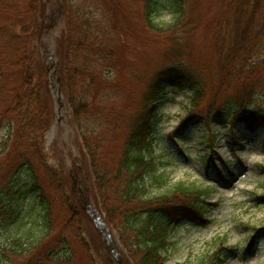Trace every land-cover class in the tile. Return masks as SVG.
I'll use <instances>...</instances> for the list:
<instances>
[{
	"label": "trees",
	"instance_id": "1",
	"mask_svg": "<svg viewBox=\"0 0 264 264\" xmlns=\"http://www.w3.org/2000/svg\"><path fill=\"white\" fill-rule=\"evenodd\" d=\"M220 1L228 11L223 15L222 24L227 20L228 25L233 19L231 30L226 31L227 26L222 29L229 49L223 46L218 60L220 84L236 94L234 104L238 107L233 104L232 124L243 122L249 127H264V108L254 110L252 107L257 96L264 97V0ZM184 2L144 0L148 24L152 26L149 14L154 8L152 5H162V9H169L179 20L184 16ZM196 6L199 14L198 4ZM100 11L103 12L96 2L64 0L63 24L55 45L60 92L70 107V124L78 136L75 138L79 142L92 203L104 216L115 215L124 220L139 242V264H161L168 228L158 213L179 218L200 215L203 210L198 209V203H194L197 208L193 207L190 198L195 193L198 200L205 193L186 188L180 181L175 184L166 181L162 196L147 195V182L160 173L157 169L152 171L146 153L152 147L158 108L167 97V84L174 83L180 91H192L191 99L196 108L200 107L206 90L182 58L175 56L167 65L156 58V70L136 109L132 113H119L113 104L122 89L116 60L106 41L113 34L103 19L100 20ZM105 13L114 23L117 14ZM46 22L42 0H0V131L7 130L0 152V226L10 227L12 235L16 236L12 239H26V242L29 229L22 230L25 216L30 223L28 228L39 221L47 229L46 236L26 251L25 264L72 261L75 254L71 245L51 234L56 214L61 216L57 211L70 212L73 216L76 225L64 229L76 239L80 249V229L90 224L81 217L68 173L50 167L43 146L51 115L47 104L48 67L44 56L41 60L36 58L33 41L38 40L42 46ZM224 93L226 91L220 94ZM215 99L213 97L206 105L212 106ZM225 103H230L229 99ZM182 122L187 124L186 119ZM12 159H18V166L14 167ZM181 196L185 202L178 211L179 201L169 203ZM26 200H30V205L23 207ZM87 228L92 239L90 243L83 242L85 252L89 245L90 252L100 256L95 249L98 247L96 232L93 227ZM54 236L59 237L56 242L59 248L55 253L47 252V244ZM90 262L93 264L92 256Z\"/></svg>",
	"mask_w": 264,
	"mask_h": 264
},
{
	"label": "rangeland",
	"instance_id": "2",
	"mask_svg": "<svg viewBox=\"0 0 264 264\" xmlns=\"http://www.w3.org/2000/svg\"><path fill=\"white\" fill-rule=\"evenodd\" d=\"M42 1L46 3L49 29L42 38L44 46H41L38 40H34L33 43L36 46V58L41 60L44 53L47 61V56L52 53L55 47V38L58 37L61 28L59 20L62 18H58L56 15L57 5L62 4L63 9L64 5L63 0ZM88 1H91L92 4L96 2L98 8L104 13L109 11L117 14L113 23L109 14L105 13V16H102L104 13L100 11V20L103 19L104 24L110 28L113 34L106 41L109 42L114 60H116L118 79H120V88L122 89V93L120 96L118 94L119 98L113 104L119 113H132L136 109L146 84L156 70V58L165 65L171 62L175 56L182 58L206 90L198 108L189 102V92L181 93L176 92L177 90H172L169 101L161 105L152 148L153 159L156 160L160 173L165 172L169 177L168 181L193 183L199 188H205V186L215 184V180L220 181L219 177L224 175L222 164L231 162L225 168V170L231 171L237 169V166L240 167L237 161L241 160L242 169H246L245 174L234 171L233 178H230L231 185L225 186L223 183L226 181L221 180V186L216 187V192L210 193L207 202L217 200V203L205 215L206 226L198 228L187 224L177 226L170 231L168 249L162 255L163 264H204L206 259L210 264L209 257L218 253L221 244L226 248L225 253H218L219 260H224L223 264H242L241 262L264 264V238H262L264 233L260 231L253 234L246 227L247 224L264 227V205H256L252 200L254 197L258 199L259 196L264 195V173H259L261 170L257 166V164H262L264 167L262 134L250 135L248 131L241 128L235 133H230L225 123L216 121L210 122L204 128L199 119H194L190 131L184 137H170L180 119L186 117L191 110L202 116H207L215 107L222 105L225 98H234L233 91L220 84L222 76L218 67L219 50L223 46L229 49V46L225 44L226 33L222 32V29L227 26L226 31H228L233 27V19L228 25H226L227 20L222 24L223 15L228 12L224 2L220 3V0H184V16L179 20V17L172 16L169 9L161 7L159 13L152 16L153 24L160 28L155 29L146 20L144 0H114L115 7L111 4L112 0ZM196 4L199 7V14ZM158 30L159 32H156ZM48 78H50V73ZM224 91L226 93L220 94ZM60 93L64 104L63 110L59 109L55 94L50 93L48 96L50 102L47 100V104L51 115L44 133V150L50 167L65 170L72 183L75 182L74 197L83 198L85 195L87 203L90 204L92 201L89 192H87L86 171L81 164L79 142H76L75 138L78 136L70 124L71 113L66 97L62 92ZM213 97H216L215 104L206 105ZM262 105H264V97L257 96L255 107L259 108ZM231 114L232 110L230 109L225 116L229 118ZM216 130L218 132L214 137L213 132ZM125 132L121 133L120 138ZM6 133L5 129L0 131V152L7 139ZM210 142L214 144L212 147L207 146ZM172 148L175 151H172ZM184 156L188 159L184 160ZM210 157L212 163L207 160V158L210 160ZM17 160L12 159L14 167L19 164ZM207 163L211 171L219 170L220 174H211L207 177ZM1 170L2 165H0V173ZM38 176H41V173L38 172ZM163 187V185L156 187L153 184L148 188L147 195L159 196L163 194ZM181 199L182 197L171 199L169 205H173ZM29 205L30 200L23 203V207ZM57 212L61 216L56 214L51 234L58 235L61 240H65L67 245H71L75 254L70 263L62 261L60 264H92L91 256L89 258L91 253L89 245L86 252L83 247L85 245L83 242H91L92 236L87 231V227H92V224H87V227L84 224L82 235V228L80 229L78 237V241L82 245L80 249L76 239L64 229H72L76 225L72 221L73 216L70 215V212L69 214L63 211ZM80 212L81 217L84 218L82 211ZM27 218L25 216L22 220L25 222L22 230L27 232L29 229L27 232L28 242L26 239H21V241L12 239L16 236L12 235L10 227H4V224L0 226V264H25L26 251L30 250L29 246L46 235V232L43 233L46 227L42 222L38 221L34 227L30 228L29 226L28 228L30 223ZM104 221L110 228L111 235L122 257L121 264H139L140 251L137 249V238L132 237L124 220H119L113 215L104 216ZM95 236L98 235L95 234ZM251 236L256 242L253 248L248 247ZM58 238L54 236L53 240L48 242L46 247L48 252H56L59 247L56 244ZM95 249L104 260V264H118L110 252L101 254L98 247ZM231 251L234 252V255H231ZM227 255L233 257L229 259ZM105 256L109 261L104 259ZM92 261L93 264H103L98 261L95 254Z\"/></svg>",
	"mask_w": 264,
	"mask_h": 264
},
{
	"label": "water",
	"instance_id": "3",
	"mask_svg": "<svg viewBox=\"0 0 264 264\" xmlns=\"http://www.w3.org/2000/svg\"><path fill=\"white\" fill-rule=\"evenodd\" d=\"M59 104L62 107L61 102ZM86 210H87L86 212L88 216L91 217L95 221V225L97 226V229L99 230V232H101V234L104 236V242L111 243V239L108 237L104 226L99 222L98 217L96 216V213L93 210L89 211L88 207H86Z\"/></svg>",
	"mask_w": 264,
	"mask_h": 264
}]
</instances>
